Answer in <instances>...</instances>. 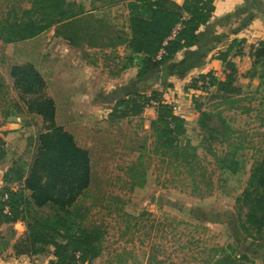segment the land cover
<instances>
[{"label": "rangeland", "instance_id": "374dc122", "mask_svg": "<svg viewBox=\"0 0 264 264\" xmlns=\"http://www.w3.org/2000/svg\"><path fill=\"white\" fill-rule=\"evenodd\" d=\"M79 1L98 8L89 17V23L101 33H108V39L116 40L117 30L125 22L124 9L103 11L106 7L100 6V0ZM22 3L28 6L27 0ZM5 4V0H0L1 7ZM100 17L110 20L114 29L111 33L100 29L101 23L96 21ZM47 39L40 44L30 41L11 46L0 40V80L3 82L0 112L13 111L12 105L17 100L12 66L32 63L46 72L47 95L60 104L57 124L72 133L78 145L86 148L91 156L92 183L79 201L84 224L99 223L105 230L101 254L82 264H204L205 258L216 253L215 249L228 245L235 247L238 256H248L246 264H264V242L243 232L236 202L247 184L253 163L261 157L264 148L261 80L258 76H249L254 60L250 69L237 72L234 77L233 85L239 88L237 93L226 94L216 86L204 89L199 84L193 88H197L194 95L202 102V109L213 115L212 124L223 127L225 121L230 130L228 140L223 142L219 137L212 141V150H208L209 144L204 141L207 133L198 122L188 125L186 136L197 146L199 155L188 166L172 162L162 155L164 148L157 150L155 146L151 120L157 116L158 104L150 102L141 115L120 123H111L97 111L86 119L78 116H82L80 112L69 113V108L63 106V97L69 93L70 62L47 53L53 50L52 42L48 43ZM122 49L123 46H118L93 51L89 61L95 71L94 84L98 85L101 70L110 76L120 71ZM45 54H49L47 58ZM159 92L162 101L179 110L167 87ZM31 119L29 126L24 123L27 129L22 132V144L16 145L20 136L12 140L19 149L18 158H28L27 139L44 125L38 116ZM235 150L241 170L231 174L221 169L217 156ZM12 226L15 224L4 227L7 238L14 236ZM17 228L23 230L20 224Z\"/></svg>", "mask_w": 264, "mask_h": 264}, {"label": "trees", "instance_id": "16d2710c", "mask_svg": "<svg viewBox=\"0 0 264 264\" xmlns=\"http://www.w3.org/2000/svg\"><path fill=\"white\" fill-rule=\"evenodd\" d=\"M100 1L101 7L124 4L128 11L125 22L117 30L116 40L108 39V33H101L89 23L94 9L88 11L79 0H27L28 6L22 0H5L4 8L0 6V40L22 42L55 27L57 35L76 47L124 46L126 53L121 57L118 73L136 67L138 76L143 77L180 51L196 45L200 30L212 16L215 0H187L183 4L174 0ZM96 21L101 23L102 31L114 30L107 17ZM178 25L181 29L171 38ZM162 50L165 52L160 56ZM252 56L254 67L249 76L260 78L259 88L264 100V42L252 48ZM223 57L226 61L224 79L209 72L194 78L191 88L198 87V80L209 77L211 86H216L218 91L239 92L233 85L237 67L225 55ZM11 76L17 96L12 105L15 113L25 117L26 126L33 121L32 116L40 117L44 125L27 139L28 158H17L5 175V184L0 190V227L17 222L24 224L25 231L19 236L15 227H11L12 246L17 255L51 252L54 259L49 264L91 262L102 252L105 230L99 223L84 224L85 216L79 205L80 197L92 183L90 152L78 145L72 133L57 124L55 101L47 95L46 80L32 63L12 66ZM2 86L0 80V90ZM151 100L158 102L157 116L151 120L157 150L164 148L162 155L172 162L192 166L199 155L197 146L186 136V120L171 104L160 99L159 91L150 95L130 94L110 108L106 119L120 123L139 116ZM193 103L199 113L198 125L207 133L204 141L209 144L208 150H212V141L219 137L223 142L228 140V124L225 121L223 127L212 124L213 115L202 109L203 104L196 94ZM0 143L4 145L1 138ZM4 151L3 148L1 157ZM217 160L221 169L231 174L241 170L237 150L224 152ZM236 202L243 232L264 242V148L261 157L253 163L247 184ZM11 238L5 233L0 235V248L10 245ZM215 250V254L205 258L204 264H246L245 260L249 259L247 255L238 256L233 245Z\"/></svg>", "mask_w": 264, "mask_h": 264}, {"label": "crops", "instance_id": "0c3cea01", "mask_svg": "<svg viewBox=\"0 0 264 264\" xmlns=\"http://www.w3.org/2000/svg\"><path fill=\"white\" fill-rule=\"evenodd\" d=\"M174 1L183 4L187 0ZM213 5L212 16L200 30L196 45L180 51L159 69L143 77L138 76L136 67L128 68L114 76L101 70L98 85L94 84L95 71L89 59L92 58L93 51H107V48L73 46L56 34L55 27L46 31L48 34L44 32L32 39L6 44L11 46L30 41L40 44L43 39L48 38V43L52 42L53 50L47 53H51L57 59L69 60V93L63 97V106L69 108V113L78 115L77 112H80L82 116L81 114L78 116L86 119L97 111L106 119L110 108L129 94L161 91L162 88L167 87L172 99L179 104L177 114L185 118L188 127L190 124H197L199 116L193 103V95L196 91L191 88L192 80L209 72L219 79H224L226 64L224 55L227 60L235 63L238 73L245 72L250 69L254 60L252 48L264 42V0H215ZM85 7L88 11L98 9L94 5ZM114 8L124 9V18H126L128 11L124 4L106 7L103 11ZM125 53L123 46L121 55L124 56ZM45 55L47 58L49 54ZM38 70L47 81L46 72L42 71V68ZM151 75L154 77L153 80L149 79ZM53 99L56 104V121L59 122L60 104L54 97ZM24 123L25 117L16 114L14 110L7 114L0 112V138L4 142L5 149L0 158V190L5 184L7 171L19 156L16 145L20 146L23 142L22 132L27 129ZM19 136L18 144L14 146L12 140ZM19 224L23 227L21 231L17 228ZM4 227H0V235L5 233ZM15 229L19 236L25 230V226L22 222H17ZM13 242L14 240L7 247L0 248V264H49L54 259L51 252L34 256L17 255L12 246Z\"/></svg>", "mask_w": 264, "mask_h": 264}, {"label": "built area", "instance_id": "2783aa9c", "mask_svg": "<svg viewBox=\"0 0 264 264\" xmlns=\"http://www.w3.org/2000/svg\"><path fill=\"white\" fill-rule=\"evenodd\" d=\"M181 29V25H178L176 28H175V30H174V32H173V34H172V36H171V38H173L176 34H177V32L179 31ZM165 51L164 50H162L161 52H160V56H161V54H163ZM198 84L199 85H206V86H208V87H211V84H210V80H209V77H207L205 80H199L198 81ZM151 103L153 104V105H157L158 104V102L157 101H155V100H151ZM167 103H169V102H167ZM4 148V145L2 144V143H0V158H1V151H2V149ZM6 197H7V195H6ZM9 209L8 208H6V211H8Z\"/></svg>", "mask_w": 264, "mask_h": 264}]
</instances>
